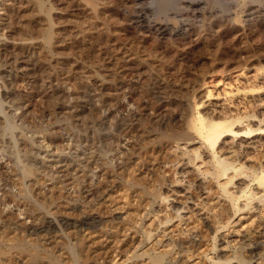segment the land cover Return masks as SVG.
<instances>
[{"label": "rangeland", "instance_id": "obj_1", "mask_svg": "<svg viewBox=\"0 0 264 264\" xmlns=\"http://www.w3.org/2000/svg\"><path fill=\"white\" fill-rule=\"evenodd\" d=\"M197 114L232 123V134L225 132L213 148L228 166L220 180L228 182L225 196L203 174L211 170L210 150L189 128ZM116 123L134 138H116ZM162 131L193 137L188 156L203 172L195 175L200 187L189 189L184 173H166L165 184L177 178L182 192H171L170 204L156 200L142 209L145 217L133 225L138 232L122 230L119 244L129 236L134 243L142 240L172 263L180 258L183 264H216L220 257L230 260L223 264H239L240 253L244 264H264V0H0L2 225L34 231L31 238L53 241L62 254V239L73 243L74 235L90 231L84 221H119L122 210L103 215L88 206L97 201L102 176L92 158V179L83 176L87 154L108 143L114 149L106 156L117 165L136 139L154 141ZM174 146L166 147L167 157L187 156ZM23 166L31 175L20 185ZM21 187L37 203L11 197ZM184 191H192L193 200ZM177 204L180 216L169 208ZM216 212L226 222L216 240L213 231L194 251L189 245L180 251L176 244L185 232L216 227ZM157 241H171L173 248ZM122 250L111 252L105 264H129L131 255Z\"/></svg>", "mask_w": 264, "mask_h": 264}, {"label": "bare ground", "instance_id": "obj_2", "mask_svg": "<svg viewBox=\"0 0 264 264\" xmlns=\"http://www.w3.org/2000/svg\"><path fill=\"white\" fill-rule=\"evenodd\" d=\"M198 114H197V116L193 117L194 119H193L192 125L190 124L191 126L189 128H191L193 133L195 135H197V138H199L198 140H200L202 143H204V145H206L207 148L210 150V152H208V153H209V158H210L211 170H207L204 173L203 172H197L198 168H196V164L193 161L194 157L191 158V157H189L190 155L188 156V152L190 151L189 149H191L194 146V144L196 143L194 141L193 137H191V136H185V135L177 136V134H174V133H168L167 134V132L162 131V132H159L158 138L154 141H149V140L147 141L144 138L136 139L135 140V146L133 147V149L130 152L123 153L122 156L118 157L120 162L117 165H113V163H112L113 161H111V159L107 158L108 157V156H106L107 153L111 152L114 148L110 144L106 143L104 145L103 149L98 150L96 155L92 156V154L88 153L87 157H86V164L84 166L85 170L83 169V176L86 177V179H89V180L92 179V176L90 175V167H89V163H88L91 158L95 162L96 167L99 169V173H100L99 176H102V180L97 181V186H96L97 201L95 203L92 201L94 204H90L88 206H90L92 209L97 211L96 213L103 214V215L111 214V212H109L111 209L122 210V211H124L123 217L119 221H113L112 219H109L108 221H99L98 225H91L92 224L91 219L84 221L83 222L84 226L86 225L90 231L83 234V235H74L75 241L73 243L69 242L66 239H62L63 240L62 244H61V249L63 251L62 254L58 253L59 246H58V244L53 243V241H51L50 243L47 244L45 242L40 241V239L38 237L31 238L30 236L32 234H35L34 231L30 232L25 227H23V226L18 227L17 225L16 226L18 228H16L15 225H14L15 228H12L8 225H2L0 222V264H105L106 259L109 257L111 252H116V251H119L121 249H123L122 251H124V252L130 253L129 255H131V256L127 257V259H126L127 261L130 260L129 264H137V260L141 259L143 257L147 258V264H183L182 261L179 260L180 258L172 263L171 260H166L164 253L157 252L154 254L152 251L153 247L152 248L150 246L144 247V243L142 240L134 243L133 238L130 236L127 237L126 240L120 245L119 243L122 240L119 242V236L121 235L122 230L124 232L127 230H134L133 232H135V233L138 232L139 228H136V226L134 227L133 225L136 223V220L142 221V217L144 216V215L142 217L140 216V211L142 209L146 210L147 207L148 208L152 207L154 201H156V200L157 201L159 200V202L161 204L162 203L170 204L169 202H172L173 199L170 198L171 195H169V194H171V192L175 193V194L182 192V189L180 188L182 186L179 187L180 182L177 180V178L174 179L173 181H170L168 183V185L165 184V182H166L165 174L166 173L170 174V177H171V175H173V178H175L174 176L177 175L178 173H184L185 175H188L187 183L189 185L188 186L189 189L190 188H192V189L198 188L199 189L200 183L197 181V179H195V175L197 173L198 174L200 173V176L202 173L204 175L209 174L215 180L216 184H218V186L220 187L219 189H221L222 192L224 193L223 194L221 192L223 194V196H225V194L227 195V191L225 189V184L228 182H222L221 183L220 180L226 175V172L228 171V166H227V164L224 163L225 160H224V162L222 161L221 155H220L221 160L219 159L218 156L215 155L213 148H214L215 144L217 143V141L219 140V138L221 136H223L225 134V132H229V133L232 132L230 129V124H232V123L228 124L226 121L225 122H223V121H215L214 122V121H208V120L206 121L202 117H200ZM246 121H248V120H246ZM8 123H10V122L5 121V123H4L5 130L4 131H6L7 135L10 136V139H13L14 135L12 136V127ZM143 128H144V126H143ZM116 130L118 131V133L115 135L116 138H118L119 136H127L128 138H131V139L134 138V135H133V133H131V131H129V132L124 131V129H122L118 126V123H116ZM152 133H154V132L152 131ZM237 134H239V133H237ZM242 134H244V133H242ZM1 135H3V134H1ZM255 139H256V137H255ZM97 140H100V142H103L106 140V138L104 136H99ZM179 141H184V142H179ZM156 144H157V146H156ZM173 144L175 145L174 148L177 150L178 149L186 150L185 153H187V156L185 157V155H184L183 157L177 156V157H173V158L167 157L165 149H166V147H168L170 145L172 146ZM198 145H200V144H198ZM196 147H194V148H196ZM207 148H206V150H207ZM206 153H207V151H206ZM153 161H158V162L156 163L155 166L152 167V169H147L146 164H149ZM18 165H20V164H18ZM208 168H209V166H208ZM18 170L20 171V173L18 175L19 176L18 182L20 185H22L23 180L27 176L31 175V173L25 167L19 168ZM253 175H254V173H253ZM250 176H251V174H250ZM202 179H204V178H202ZM206 179H207V177H206ZM259 179H262V178H259ZM242 181L245 182V180H242ZM181 182H182V180H181ZM257 182H259L258 179L256 180V183ZM107 183L109 184V188L107 186ZM202 185H203V183H202ZM241 193H243V192H241ZM191 195H192V191L187 192V193H186V191L183 192V196H185L187 198V200L188 199L193 200V196L191 197ZM243 195H245V194H243ZM14 196L21 198L24 201L28 200L29 202H31L30 197L28 196V193L22 187L19 189L18 194L13 195L11 197H14ZM36 199H38V198H36ZM226 199H227V196H226ZM33 200L34 201L31 203H35V202L37 203V201H38V200L36 201L35 199H33ZM187 200H185V201H187ZM229 202L232 203V201H229ZM40 205L38 204V207ZM177 205L178 206H176V205L170 206L169 208H170V210H172L174 212V214H176V216H180L181 215V212H180L181 207L179 206V204H177ZM187 205H188V203H187ZM235 205H236V203H235ZM41 206H43V205H41ZM191 206H193V205H190V207H188V208H191ZM75 209L76 208H73L72 212H71L74 215L77 213V212H74ZM156 214H157V212H156ZM195 214H196V212H195ZM197 214H198V212H197ZM223 216L224 215L222 212H220V213L216 212L213 214V216H212L213 218L211 220H212V222H214L216 224L215 228H210L209 226L206 225L207 226L206 230L200 229L197 231H193V229H194L193 228V229L185 232L184 236L186 239H184V241L182 243H178V244L175 243L177 248L181 251V249L184 246L189 245L193 249L192 251H194L196 246L200 247L203 245V243H205L206 240L210 239V235L213 231H214V233H212L213 238L212 237L211 238H212V240L215 241L217 238L216 233L219 232L221 229H224L225 225H226V222L224 221ZM170 221H171V219L165 215V222H170ZM7 223L8 222H6V224ZM140 227H142V226H140ZM202 227H204V226H202ZM195 229H196V227H195ZM143 232L148 233L149 238L151 237V235H150L151 233L146 231V229ZM65 238H67V237L65 236ZM164 241H166V240H164ZM170 242L171 241H169V242L157 241L156 245L158 247H162L164 249H166V248L172 249L173 244ZM211 242H213V241H211ZM215 245L212 246V249L210 248L211 252L215 250ZM141 248H144V249L141 250ZM139 250H141V252L138 254ZM183 252H185V251H183ZM239 254L236 255L237 262L239 264H244V260H243L242 256H240ZM213 260L214 259L209 258V261H213ZM214 262L216 264H223L226 262H230V260H228L227 258L223 259V258L217 257V260H214Z\"/></svg>", "mask_w": 264, "mask_h": 264}]
</instances>
